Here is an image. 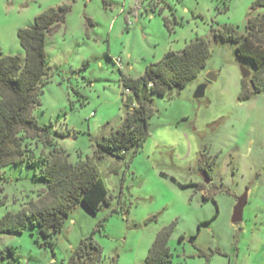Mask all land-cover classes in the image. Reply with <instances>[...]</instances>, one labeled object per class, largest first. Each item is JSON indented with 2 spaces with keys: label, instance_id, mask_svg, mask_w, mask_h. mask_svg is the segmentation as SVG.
<instances>
[{
  "label": "rangeland",
  "instance_id": "374dc122",
  "mask_svg": "<svg viewBox=\"0 0 264 264\" xmlns=\"http://www.w3.org/2000/svg\"><path fill=\"white\" fill-rule=\"evenodd\" d=\"M104 1L0 0V50L21 58L18 29L49 6L71 4L65 22L46 36L52 75L32 111L39 123L53 124V141L71 162L91 156L120 125L121 73L137 77L198 36L210 41L211 55L186 86L151 94L154 113L141 146L101 160L108 203L95 213L78 203L53 249L35 242L32 226L0 234V264H66L90 235L101 247L99 264H140L168 226L171 260L164 264H264V86L239 99L243 83L253 88V63L236 55L233 42L214 37L226 23L243 31L248 16L264 8L252 9L254 0H229L226 11H219L222 0ZM242 67L251 72L245 79ZM201 83L204 96L195 98ZM29 148L38 155L43 147L32 140ZM200 160H215L208 183ZM3 170L11 181H0V217L36 199L43 186L25 164ZM244 193L243 218L234 224L233 207Z\"/></svg>",
  "mask_w": 264,
  "mask_h": 264
},
{
  "label": "trees",
  "instance_id": "16d2710c",
  "mask_svg": "<svg viewBox=\"0 0 264 264\" xmlns=\"http://www.w3.org/2000/svg\"><path fill=\"white\" fill-rule=\"evenodd\" d=\"M228 1L222 0L219 11L228 9ZM70 7V3L49 6L34 16L31 26L18 29L24 58L19 54H3L0 50V181H11L4 175V167L25 164L43 183L36 199L20 209L7 210L0 217V234H21L32 226L36 229L35 242L51 249L56 242L55 234L78 203L94 213L102 204L108 203L100 162L108 155L123 157L126 151L137 149L146 140L149 120L154 113L151 94L164 96L186 86L205 68L212 51L210 41L198 36L178 51L165 52L137 77L121 73L125 115L120 125L96 142L91 156L71 162L65 149L53 141L58 135L53 124H41L32 114L41 103L44 84L52 75L48 67L46 36L65 22ZM251 8H264V0H254ZM214 37L221 42H233L236 55L253 63L254 72L250 76L253 88L248 89L243 83L239 99H248L261 91L264 86V12L249 15L243 31L226 23L214 29ZM32 140L42 144L38 155L29 148ZM214 161L200 160L208 175ZM171 231L172 227L168 226L157 232L140 264L170 262L168 239ZM5 249L13 254V258L18 257L12 246ZM198 255L206 253L199 250ZM100 262L101 247L90 235L80 240L66 264Z\"/></svg>",
  "mask_w": 264,
  "mask_h": 264
},
{
  "label": "water",
  "instance_id": "95a60500",
  "mask_svg": "<svg viewBox=\"0 0 264 264\" xmlns=\"http://www.w3.org/2000/svg\"><path fill=\"white\" fill-rule=\"evenodd\" d=\"M250 74H251V72L248 68L242 67L243 78L249 77ZM208 78L214 79V76L208 75ZM205 88H206L205 83L199 84L197 86V88L195 89L193 96L195 98H200V97L204 96ZM205 181H208V179H205ZM245 204H246V194L244 193L243 195H241L237 198V202L233 207V212L231 215V222L232 223L237 224L242 220V218H243V207Z\"/></svg>",
  "mask_w": 264,
  "mask_h": 264
},
{
  "label": "flooded vegetation",
  "instance_id": "af4514ba",
  "mask_svg": "<svg viewBox=\"0 0 264 264\" xmlns=\"http://www.w3.org/2000/svg\"><path fill=\"white\" fill-rule=\"evenodd\" d=\"M203 167H204V165H203ZM205 168V167H204ZM203 175H204V182L205 183H208L209 181H210V173H209V175L205 172V171H203ZM205 179H208V181H205Z\"/></svg>",
  "mask_w": 264,
  "mask_h": 264
},
{
  "label": "crops",
  "instance_id": "0c3cea01",
  "mask_svg": "<svg viewBox=\"0 0 264 264\" xmlns=\"http://www.w3.org/2000/svg\"><path fill=\"white\" fill-rule=\"evenodd\" d=\"M105 2H106L105 4H110V2H109V1H107V0H106Z\"/></svg>",
  "mask_w": 264,
  "mask_h": 264
}]
</instances>
